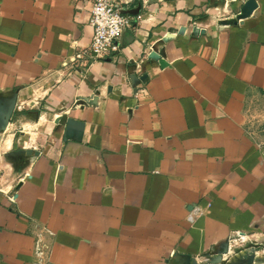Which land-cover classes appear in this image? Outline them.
Here are the masks:
<instances>
[{
	"label": "crops",
	"instance_id": "obj_1",
	"mask_svg": "<svg viewBox=\"0 0 264 264\" xmlns=\"http://www.w3.org/2000/svg\"><path fill=\"white\" fill-rule=\"evenodd\" d=\"M246 1L121 0L132 24L100 56L90 0H0V112L17 97L0 132L25 163L0 192V264H203L236 235L264 243V0L240 19Z\"/></svg>",
	"mask_w": 264,
	"mask_h": 264
},
{
	"label": "rangeland",
	"instance_id": "obj_2",
	"mask_svg": "<svg viewBox=\"0 0 264 264\" xmlns=\"http://www.w3.org/2000/svg\"><path fill=\"white\" fill-rule=\"evenodd\" d=\"M8 136L0 132V192H12L25 166L17 154L18 135L12 144ZM205 260L203 264H264V243L236 235L217 254L207 255Z\"/></svg>",
	"mask_w": 264,
	"mask_h": 264
},
{
	"label": "built area",
	"instance_id": "obj_3",
	"mask_svg": "<svg viewBox=\"0 0 264 264\" xmlns=\"http://www.w3.org/2000/svg\"><path fill=\"white\" fill-rule=\"evenodd\" d=\"M89 23L93 29L89 52L104 56L117 50V40L123 31L132 24V19L121 8V0H90ZM144 90V88H143ZM190 217L199 216L203 208L199 204L188 207ZM42 233L52 234L43 229ZM42 233L37 235L35 254L38 262L44 258L48 246L43 242Z\"/></svg>",
	"mask_w": 264,
	"mask_h": 264
},
{
	"label": "water",
	"instance_id": "obj_4",
	"mask_svg": "<svg viewBox=\"0 0 264 264\" xmlns=\"http://www.w3.org/2000/svg\"><path fill=\"white\" fill-rule=\"evenodd\" d=\"M256 7L255 0H247L242 7V12L240 13V19L246 17L250 12ZM17 97H13L8 103L4 105V108L0 112V131H3L7 128L10 120L15 112Z\"/></svg>",
	"mask_w": 264,
	"mask_h": 264
}]
</instances>
